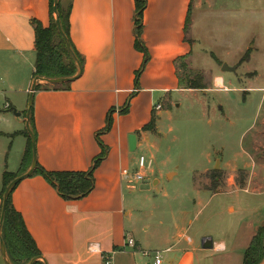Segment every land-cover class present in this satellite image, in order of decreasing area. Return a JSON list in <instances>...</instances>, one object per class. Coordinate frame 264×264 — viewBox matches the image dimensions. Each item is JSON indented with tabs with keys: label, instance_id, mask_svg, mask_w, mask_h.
Wrapping results in <instances>:
<instances>
[{
	"label": "crops",
	"instance_id": "obj_1",
	"mask_svg": "<svg viewBox=\"0 0 264 264\" xmlns=\"http://www.w3.org/2000/svg\"><path fill=\"white\" fill-rule=\"evenodd\" d=\"M145 1L141 42L147 50L148 62L137 86L135 74L142 66L143 54L135 49L134 1L60 2L62 7L70 8L68 36L82 61V73L59 90L51 89L54 85L43 81L36 82L49 88L32 93L36 163L47 172H88L101 152L96 134L105 128L107 114L114 112L109 132L100 136L107 152L92 173L94 188L90 194L80 200L65 201L35 174L20 181L11 194L12 206L22 217L44 264H102L104 256L111 258V264H153V258L144 255L147 252H160V264H242L244 251L264 223V208L262 211L256 207L254 195H249L254 198L249 204L251 220L232 225L228 234L220 238L205 233L190 235L192 222L182 219L171 222L173 233L164 230L159 221L152 235L138 238V204L150 199L142 189L129 191L126 199L122 172L135 170L134 154L143 148L142 141L147 138L142 128L150 122L155 106L188 91L178 86L175 61L185 57L188 69L195 47L192 34L196 21L199 25L210 24L216 21L217 10L223 9L235 12L237 18L245 21L257 2ZM32 22L48 27V0H0V68L13 65L16 69L3 70L0 77L5 86L0 94L14 96L0 109V191L2 175L10 171L11 142H22L15 173L20 172L27 146L25 117L20 109L27 105L34 79L36 26ZM247 51L238 52L240 55ZM213 59L217 67L222 65L214 56ZM209 72L213 87L228 93L225 80L214 69ZM127 103V112L121 114ZM131 136L133 149L129 145ZM252 166L255 176H259L256 172L263 167H255L254 163ZM194 191L197 196L207 192ZM142 232L146 235L148 229L144 227ZM128 237L135 246L123 251ZM205 238L211 240L212 249L201 248ZM218 256L222 260L219 263L215 261ZM0 264H5L1 253Z\"/></svg>",
	"mask_w": 264,
	"mask_h": 264
},
{
	"label": "rangeland",
	"instance_id": "obj_2",
	"mask_svg": "<svg viewBox=\"0 0 264 264\" xmlns=\"http://www.w3.org/2000/svg\"><path fill=\"white\" fill-rule=\"evenodd\" d=\"M215 5L218 7L219 1ZM251 11L245 21L227 9L217 10L216 21L210 24L196 21L190 65L186 71L179 68L178 74L181 78L201 76L207 89L188 90L160 102L159 110L154 111L155 128L145 132L143 148L134 154L135 170L140 156L145 164L150 163L142 172L143 182L132 190L124 189L126 199L129 191L139 189L150 199L138 204V238L152 235L159 221L164 230L173 233L171 222L182 219L192 222L190 235L205 233L217 239L239 221L251 220L249 204L254 198L255 206L263 211L264 0H257ZM228 22L231 25L227 26ZM240 49L249 51L239 55ZM213 56L222 62L220 67ZM224 65L235 68L234 72H222ZM3 68L0 77L3 70L16 71L13 65ZM212 69L225 80L228 93L213 87ZM3 88L0 83V90ZM10 98L14 96L0 94L1 110ZM20 110L25 117L27 105ZM11 143L9 172L15 173L22 142ZM252 160L255 167H263L256 172L259 176L253 173ZM169 174L171 179H167ZM194 190L207 192L197 196ZM144 227L148 229L146 235ZM215 261L222 260L218 256Z\"/></svg>",
	"mask_w": 264,
	"mask_h": 264
},
{
	"label": "trees",
	"instance_id": "obj_3",
	"mask_svg": "<svg viewBox=\"0 0 264 264\" xmlns=\"http://www.w3.org/2000/svg\"><path fill=\"white\" fill-rule=\"evenodd\" d=\"M54 0H48L49 6V25L47 28L41 27L39 23L32 22V25L36 26L34 29V43L33 49L35 52V64H34V74L33 78L38 77L43 80H53V79H64L72 78L77 74V66L66 50L64 41L57 32L55 26V17L52 11ZM135 5L134 13V34H135V49L143 54V63L141 68L135 74V86H137V81L139 75L144 70L148 62V53L146 48L141 42L142 34V15L146 8L145 0H133ZM61 0L57 5V17L60 22L61 29L67 38L71 49L78 60L81 69L82 61L79 55L74 50L68 36V17L70 13V8H64L60 5ZM188 23V16H187ZM248 60V56L245 57ZM245 59V61H246ZM185 57L177 59L174 65L177 69H182L183 71L188 70L187 65L184 63ZM178 86L183 90H206L207 88L202 83V77L196 75L195 77L184 76L181 78L177 74ZM69 83H64L61 85H54L51 89L59 90L60 86L66 88ZM48 85L41 87L40 85H35L34 91L48 90ZM129 108V103H127L124 108L120 111L121 114H125ZM111 110L105 120V128L96 134L95 140L101 149L99 156L95 159L91 169L88 172H47L43 170L37 163L36 168L33 172L35 175L41 176L65 201L80 200L86 197L94 188V181L92 173L98 164L106 156V148L100 142V136L109 132L112 125V114ZM32 107L29 114V126L32 130ZM156 119L154 114L151 115L150 122L142 128V132H150L155 128ZM27 138V146L22 159L21 169L19 173H9L4 172L2 175V188L0 191V210L1 201L5 188L7 185L14 180L16 177L22 175L27 170L30 165L32 158V149L30 139L27 133H24ZM17 186V185H16ZM15 186V187H16ZM15 187L10 192L5 206V212L3 216V221L1 225V238L5 244L6 253L10 264H29L32 259L41 258V254L35 246L34 241L27 232L25 225L23 223L22 217L17 213L11 203V194ZM264 261V225L260 226L253 238L251 239L248 248L244 251L242 257V264H261ZM34 264H44L41 261H36Z\"/></svg>",
	"mask_w": 264,
	"mask_h": 264
},
{
	"label": "water",
	"instance_id": "obj_4",
	"mask_svg": "<svg viewBox=\"0 0 264 264\" xmlns=\"http://www.w3.org/2000/svg\"><path fill=\"white\" fill-rule=\"evenodd\" d=\"M59 1L60 0H54L53 1V7H52V11H53L54 17H55V26H56V29H57L58 34L60 35V37L64 41L66 50L68 51V53L70 54V56L72 57V59L74 60L76 66H77V74L74 77H72V78H64V79L62 78V79H53V80H43V79H39L38 77H35L33 79V83H32L31 90H30V95H29L28 101H27V113L25 115V129H26L27 135H28V137L30 139L31 149H32L31 163H30L29 168L26 170V172L23 173L22 175L16 177L14 180H12L7 185V187L4 190V193H3V196H2V201H1L2 202L1 203V210H0V230H1V225H2L3 216H4V212H5L6 201H7V198L9 196L10 192L12 191V189L20 181H22L25 178L30 177L33 174V172H34V170L36 168L35 137H34L32 131L30 129V126H29V114H30V110H31V107H32V93L34 92L36 82L37 81H43V82L48 83L50 85H60V84L69 83V82L74 81L82 73L81 66H80L78 60L76 59V57H75V55H74V53H73V51L71 49V46H70L67 38L65 37V34L63 33V31L61 29L60 22H59V19L57 17V14H56L57 5H58ZM234 70L235 69L228 68L225 65L222 68V72H234ZM13 114L15 115V117H20V114L19 113L13 112ZM129 145H130V148L133 149V147H134V137L133 136L129 137ZM171 177H172V174L168 175L167 176V179H171ZM201 248L203 250H210V249H212V242H211V240L208 239V238H205L201 242ZM0 253H1V256H2V259H3L4 263L5 264H10V262L8 260V257H7L5 244H4V242H3L2 238H1V234H0ZM41 260H42L41 258H35V259H32L29 262V264H34L36 261H41ZM261 264H264V261Z\"/></svg>",
	"mask_w": 264,
	"mask_h": 264
},
{
	"label": "built area",
	"instance_id": "obj_5",
	"mask_svg": "<svg viewBox=\"0 0 264 264\" xmlns=\"http://www.w3.org/2000/svg\"><path fill=\"white\" fill-rule=\"evenodd\" d=\"M159 106H155V110H159ZM150 163L145 164V160L142 156L138 158L137 161V170L133 171L134 173H130L128 171L122 172L123 180L126 182L127 189H134V185L138 184L143 181L144 175L142 172L146 168H149ZM135 244L134 241L131 238H127L125 241V247L122 249L123 251L126 250V248H134ZM145 256L153 255V264H160L161 263V253L160 252H152V253H144ZM102 264H111V258L109 256H104L102 258Z\"/></svg>",
	"mask_w": 264,
	"mask_h": 264
}]
</instances>
